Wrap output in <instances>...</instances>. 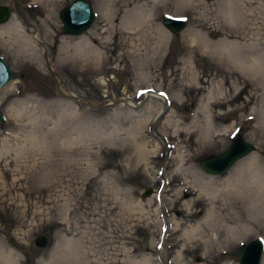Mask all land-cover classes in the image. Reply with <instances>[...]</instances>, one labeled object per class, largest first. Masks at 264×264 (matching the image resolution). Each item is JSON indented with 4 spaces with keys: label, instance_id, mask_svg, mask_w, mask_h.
I'll list each match as a JSON object with an SVG mask.
<instances>
[{
    "label": "rangeland",
    "instance_id": "374dc122",
    "mask_svg": "<svg viewBox=\"0 0 264 264\" xmlns=\"http://www.w3.org/2000/svg\"><path fill=\"white\" fill-rule=\"evenodd\" d=\"M73 1L50 15L38 1L0 0L13 74L0 90V264H239L264 242L263 205L229 208L249 156L264 174V0H86L95 21L67 36L59 12ZM166 15L187 21L179 34ZM19 27L37 56L20 53ZM235 132L253 152L207 174L200 162Z\"/></svg>",
    "mask_w": 264,
    "mask_h": 264
},
{
    "label": "water",
    "instance_id": "95a60500",
    "mask_svg": "<svg viewBox=\"0 0 264 264\" xmlns=\"http://www.w3.org/2000/svg\"><path fill=\"white\" fill-rule=\"evenodd\" d=\"M10 10L7 6L0 5V25L8 22ZM59 19L63 25L62 33L67 36H79L87 31L94 22L95 15L91 5L86 0H74L69 6L59 12ZM162 25L171 34H179L186 22L182 19H175L166 16L162 19ZM13 74L8 65L0 57V90L6 85ZM4 121L0 111V124ZM252 152L251 144L247 143L242 137L238 136L229 146L225 153L206 158L201 161L200 168L212 176H222L239 160L248 156ZM151 193V189L143 193L146 198ZM186 197V195H185ZM48 240L44 236L37 237L34 244L38 248L46 247ZM11 244H13L11 242ZM264 253V244L260 240L250 242L244 249L239 264H261Z\"/></svg>",
    "mask_w": 264,
    "mask_h": 264
},
{
    "label": "bare ground",
    "instance_id": "6f19581e",
    "mask_svg": "<svg viewBox=\"0 0 264 264\" xmlns=\"http://www.w3.org/2000/svg\"><path fill=\"white\" fill-rule=\"evenodd\" d=\"M34 1H38L40 3H42L44 5V8H49L48 10V14L52 15L53 12L56 9V5L58 0H34ZM102 17L104 15H101ZM10 20V19H9ZM8 20V21H9ZM51 21H52V17L48 16V18L46 20H44V25L46 27H52L51 26ZM6 24V23H5ZM4 25V24H2ZM1 26V25H0ZM20 29L16 30L15 32V40L16 42L19 44V50L20 53L22 54H28V55H33V56H37V49L35 48V46L33 45L32 41H31V37L28 33V29L24 30L21 29V27H19ZM166 29V28H165ZM34 30V29H33ZM32 30V33H34V31ZM30 32V31H29ZM46 37H49V33L48 31H46L45 33ZM167 36L165 35V33H161L159 35V38H157L158 42L160 43H164L166 41ZM37 44H39V41L36 39ZM88 46V45H87ZM86 47V46H85ZM88 48H91L90 46H88ZM82 50L79 49V47L75 48V55H82ZM96 50L93 51V54H95L94 56L99 58V54H96ZM247 69H251V70H255L256 67V63L254 61H251L248 63V65H246ZM226 82V79H223ZM196 82L199 83V80L196 79ZM151 94L152 95H147L146 97H155L158 96L161 99H158L159 101H165L166 102V97L162 94H158L157 92L151 90ZM131 102V100H130ZM133 103V101L131 102ZM204 129L201 130L203 131V133L200 136V139L202 138L207 139L210 136V130L212 128V124L207 123L204 127ZM135 145L137 146V150L139 153H141L142 155H148L147 148L146 146L142 145V143H135ZM155 145L157 146V143H155ZM256 162V158L254 156H249L248 160L246 159V161L244 162L243 166L246 167V169H240V171H236L235 175H234V180L231 182L230 193H232L235 197V199H233V203L232 205L230 204L229 208L232 210L237 209L238 207L242 208H247L248 212L247 214H249L250 212L255 213L256 210H258V207L260 205L264 206V202L262 200V197L264 196V174L257 171L254 167V164ZM247 163V164H245ZM206 191V190H204ZM212 190H208L207 189V194H211ZM215 192V191H214ZM262 196V197H261ZM261 198V199H260ZM215 210L213 208H210V210L208 211L207 215H206V220L211 219V217H213L215 214ZM208 218V219H207ZM217 221L220 222V220L218 219ZM247 227H245V231ZM137 264H149V259L144 258L142 261L137 262ZM264 264V263H263Z\"/></svg>",
    "mask_w": 264,
    "mask_h": 264
},
{
    "label": "flooded vegetation",
    "instance_id": "af4514ba",
    "mask_svg": "<svg viewBox=\"0 0 264 264\" xmlns=\"http://www.w3.org/2000/svg\"><path fill=\"white\" fill-rule=\"evenodd\" d=\"M237 135H240V134H239V133H236L235 136H234V138H233V140L235 139V137H236ZM243 159H244V158H243ZM240 161H242V160H240ZM240 161H238L237 163H239ZM237 163H235V165H236ZM235 165H233L232 168H234ZM232 168H231V169H232ZM245 247H246V246H245ZM245 247H244V248H245Z\"/></svg>",
    "mask_w": 264,
    "mask_h": 264
}]
</instances>
